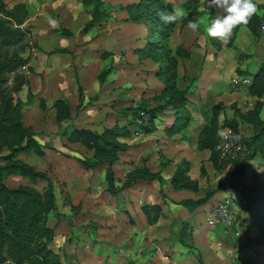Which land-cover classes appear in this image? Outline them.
Returning a JSON list of instances; mask_svg holds the SVG:
<instances>
[{
	"label": "rangeland",
	"instance_id": "obj_1",
	"mask_svg": "<svg viewBox=\"0 0 264 264\" xmlns=\"http://www.w3.org/2000/svg\"><path fill=\"white\" fill-rule=\"evenodd\" d=\"M140 1L5 0L9 8L24 2L30 12L22 27L27 32L24 48L17 51L27 62L6 76L5 86L21 107L23 126L34 133L44 152H21L17 158L46 173L55 188L56 208L47 220L55 236L48 248L61 264H263L264 247L255 243L254 226H238L234 214L227 223L210 225L213 209L230 185L202 210L191 212L181 202L230 182L246 157H221V168L216 169L210 158L205 160V153L211 157V152L198 145L202 154L195 145L217 110L219 126L235 119L242 134L251 136L247 113L258 98L248 93L252 77L240 72H254L264 60V32L256 37L243 26L232 42L230 37L221 41L206 31L220 9L207 8L206 0H164L187 13L194 8L204 11L197 30L178 23L165 36L138 7ZM254 1L264 14V0ZM179 48L189 55L179 54ZM21 78L26 82L18 88ZM171 80L177 89L187 90L185 106L191 116L176 134L168 132L175 110L165 106ZM58 99L72 104L71 121L57 122ZM139 108L150 115L149 124L134 123ZM79 128L121 130L115 138L126 150L113 163L87 170L78 159L91 158L94 152L68 140V133ZM183 142L189 143L183 147ZM9 153L7 147L0 149V155ZM188 154L197 164L194 170ZM182 162L190 164L188 174L198 183L197 191L172 186L170 180ZM143 167L160 173L166 185L156 180L126 185L130 174ZM108 171L121 188L116 194L109 190ZM4 183L41 192L48 186L45 180L32 183L19 175ZM147 204L163 206L155 225H149L143 213ZM185 224L189 235L182 240Z\"/></svg>",
	"mask_w": 264,
	"mask_h": 264
},
{
	"label": "trees",
	"instance_id": "obj_2",
	"mask_svg": "<svg viewBox=\"0 0 264 264\" xmlns=\"http://www.w3.org/2000/svg\"><path fill=\"white\" fill-rule=\"evenodd\" d=\"M255 2V1H254ZM258 11L250 18L247 25H240L234 28L229 36L232 42L239 29L246 26L254 36H260L263 32L264 14H260L259 10L262 5L255 2ZM138 7L145 15H148L152 23L161 30L165 36H168L175 26L180 23L181 28H187L189 20L197 22L204 11L197 8L192 9L188 13V18L178 23L165 25L158 16L161 10L172 11L171 4H165L164 0H141ZM30 12L27 4L24 2L16 4L9 8L5 0H0V149L7 147L9 154L0 155V264L11 261L12 264H61L59 259L53 255L48 248V244L55 236L54 228L48 226L47 220L49 214L56 208L55 188L49 176L34 167L26 164L17 158L21 152H35L43 155L39 142L34 138V133L26 129L21 122V107L14 104V101L8 93V87L5 86L8 74L14 73L26 64V59L18 54V49L23 50L24 41L27 32L22 29L27 22ZM210 18H213L212 11ZM58 52H65L59 50ZM178 53L182 56L189 53L178 49ZM109 70L102 73V78L108 74ZM240 74L252 77V82L248 87V93L257 97L258 101L253 110L247 113V121L252 125V134L248 138L240 131L239 122L235 119L227 120L222 126L232 127L247 145L248 151L246 157L236 165L233 179L228 183H220L217 189H208L204 196L198 199L188 198L181 204L194 212L205 206L220 190L227 185L236 187L241 176L245 172L247 163L253 160L257 155H261L264 161V118L261 112L264 102V60L259 64L254 72H240ZM26 82L21 78L18 88ZM168 97L165 106L172 107L175 110L176 120L173 125L168 128L170 134L180 132L182 127H187L191 118L186 109L187 90H179L176 87L175 80L168 83ZM80 97L82 100V91ZM56 120L59 124L69 122L73 119L72 104L66 99H58L55 103ZM145 111L143 108L134 110V118H139ZM152 118L154 117L153 111ZM217 111L209 124L202 130V136L199 146L204 150L211 152V161L216 169H220V129ZM134 119V123H137ZM181 124L185 126H181ZM121 130H111L99 133L91 129L79 128L69 132V142L82 143L87 149L94 152L91 158H79L78 161L87 170H92L101 164L108 162L113 163L120 151L126 150V145L117 141L115 136L121 135ZM264 164V163H263ZM190 164L188 162L180 163L172 178L171 183L175 189H187L197 191L199 185L189 176ZM204 171V169H203ZM11 175H19L30 182L35 183L39 180L48 182V186L44 192L39 191L35 187L22 184L17 188H9L4 181ZM107 180L109 190L112 194L119 192L121 188L116 187L112 172H107ZM129 181L126 185L134 184L138 181L152 182L158 181L161 187L166 185L167 180L160 173H153L148 167L136 169L130 174ZM248 193H255L259 199V212L257 217L258 237L257 243H261L264 247V179L255 174V181L252 185L246 187ZM149 225L158 223L163 212L161 204H147L142 208ZM189 235V226L184 225L182 230V240H186ZM264 256V252L262 253ZM200 264H205L199 261Z\"/></svg>",
	"mask_w": 264,
	"mask_h": 264
},
{
	"label": "clouds",
	"instance_id": "obj_3",
	"mask_svg": "<svg viewBox=\"0 0 264 264\" xmlns=\"http://www.w3.org/2000/svg\"><path fill=\"white\" fill-rule=\"evenodd\" d=\"M206 3L207 8L216 7L221 10L206 29L208 36L221 41L226 40L237 26L247 25L250 18L258 11L254 0H206ZM157 14L165 25L178 23L188 18V13L182 7L175 5L172 11L161 10ZM52 23L55 24V21ZM187 28L197 30L198 24L189 20Z\"/></svg>",
	"mask_w": 264,
	"mask_h": 264
},
{
	"label": "crops",
	"instance_id": "obj_4",
	"mask_svg": "<svg viewBox=\"0 0 264 264\" xmlns=\"http://www.w3.org/2000/svg\"><path fill=\"white\" fill-rule=\"evenodd\" d=\"M185 133V129L182 131ZM246 136V135H244ZM189 142H183L180 143L181 146L185 147L184 145H187ZM198 142L196 143L195 148H197L198 152L202 153L200 149H198ZM187 150V149H185ZM209 152V150H206ZM205 151V152H206ZM197 153V152H196ZM203 154V153H202ZM210 156L205 153V160L209 159ZM186 159L191 162V169H195L196 163L193 161V157L188 154ZM264 161L261 157V155H257L253 160L249 161L247 163L245 172L241 176L239 182L237 183L236 187H234L236 191V205L233 208V221L240 226L241 222L243 225L248 227L249 229L254 226L255 229V243L257 244V237H258V226H257V217L259 212V199L257 194L255 193H248L246 191V187L252 185V183L255 181V174L260 177V179H264ZM213 167V166H212ZM214 169V168H213ZM228 169V168H227ZM224 171V170H222ZM191 175V172L189 173ZM194 179L199 178L198 176H193ZM171 181V180H170ZM189 191V190H186ZM222 194V192L217 193L214 198H216L218 195ZM209 203V202H208ZM206 204L205 206L201 207V210L208 207L209 204ZM263 253V252H262ZM261 253V255H262ZM263 257V264H264V256Z\"/></svg>",
	"mask_w": 264,
	"mask_h": 264
},
{
	"label": "built area",
	"instance_id": "obj_5",
	"mask_svg": "<svg viewBox=\"0 0 264 264\" xmlns=\"http://www.w3.org/2000/svg\"><path fill=\"white\" fill-rule=\"evenodd\" d=\"M262 30L264 32V26ZM248 82L251 84L252 80L250 79ZM136 121L139 124L147 125L150 123L151 117L148 113L144 112ZM220 150L223 159H236L240 154H247L248 148L243 138L232 127L225 125L220 129ZM235 205L236 191L233 187H229L225 198L215 205L210 225L215 226L229 222L232 218Z\"/></svg>",
	"mask_w": 264,
	"mask_h": 264
}]
</instances>
